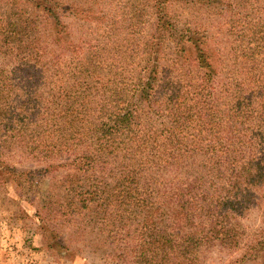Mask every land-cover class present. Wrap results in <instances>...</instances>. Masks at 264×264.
<instances>
[{
	"label": "trees",
	"instance_id": "obj_1",
	"mask_svg": "<svg viewBox=\"0 0 264 264\" xmlns=\"http://www.w3.org/2000/svg\"><path fill=\"white\" fill-rule=\"evenodd\" d=\"M204 1L221 5L240 33L250 31L233 61L240 74L219 89L212 77L223 54L206 30H177L162 12L140 52L129 41L83 46L82 30L63 20L98 18L81 0H12L0 12V46L19 60L13 77L0 79L4 143L28 149L42 139L48 151L68 156L72 172L50 175L54 197L70 207L67 237L121 250V264L122 243L130 264H200L213 248L243 250L232 264H264V219L251 234L241 221L264 203V23L247 18L264 0ZM166 39L176 57L170 62L189 60L197 77L174 67L175 79L159 78Z\"/></svg>",
	"mask_w": 264,
	"mask_h": 264
},
{
	"label": "rangeland",
	"instance_id": "obj_2",
	"mask_svg": "<svg viewBox=\"0 0 264 264\" xmlns=\"http://www.w3.org/2000/svg\"><path fill=\"white\" fill-rule=\"evenodd\" d=\"M11 1L2 0L0 12L10 8ZM67 1L73 3L77 0ZM81 1L84 2L81 4L83 8H88L87 5L90 4L98 18L90 15L83 21L84 19L65 15L63 20L73 24L71 26L73 31L75 28L82 30L86 38L83 46L102 43L108 46L111 44L122 46L129 41L132 42V46L137 45V51L140 52V44L149 39L157 14L162 12L177 30H182L185 24L191 28H200L201 31L206 30L208 44H214L217 51L223 54L222 64L218 67V77H212L214 86H218L219 89L228 78H232L230 76L240 74L233 61L236 60L237 49L245 50L250 31L245 30L243 37V33L239 31L241 26L235 24L236 27L233 28L229 23V13L220 12L222 9L218 3L213 7L207 6L204 0L201 3L199 0ZM66 13L71 14L69 10ZM247 18L259 21V25L264 23V6H261L260 12H253ZM241 25L248 26L249 22H243ZM166 36L171 39L169 35ZM168 43L170 44L166 39L164 46L162 45L164 54L158 60L159 78L175 79L177 69H180L179 76L190 72L191 77H197L198 70L187 69L193 68L189 66V60H179L176 64L170 62L172 57H176L172 55L170 45H166ZM139 56V53L134 55L135 62L139 60ZM257 60L258 65L262 66L263 58ZM15 68H19V60L14 59L7 48L0 46V79L6 76L12 78ZM254 73H259V70H255ZM242 78L243 76L238 79ZM157 83L160 85L162 81ZM156 88L160 89L158 86ZM17 91H19L17 88L10 91V102ZM164 92H168L166 87ZM13 124L16 128L15 119ZM4 126V123L0 126V264H121L122 254L119 253L121 250L115 254H111L110 251L106 253L93 243L84 245L80 242L84 245L80 246L72 242L73 238L67 237L71 230L66 228L65 219H68L67 216L70 217L68 214L70 207L66 205V208L58 196L54 197L56 190L53 185L54 178L60 179L66 172H72L68 171V156L48 151L41 144L42 139L32 141L28 149L19 147L18 141H13L14 144H5L6 135H2ZM248 130L246 128L247 133ZM45 168L49 169V172L45 173L47 176L40 177L39 170ZM79 192L80 190H77L75 193ZM57 193L62 194L59 190ZM261 194H264L263 189ZM262 198L264 196L260 197L259 202H262ZM74 200L76 203L72 205L80 208L81 203L77 201V197L74 196ZM263 205L264 203L253 206L241 219L248 234L253 233L261 225L264 219ZM54 227L60 235L56 237L50 233L45 237L43 230H51ZM66 246H70L71 249H67ZM121 246L125 252V262L130 264L131 253L125 250L128 246L124 243ZM239 251L229 253L213 248L202 256L200 264H232L239 258V254L243 253V250Z\"/></svg>",
	"mask_w": 264,
	"mask_h": 264
}]
</instances>
